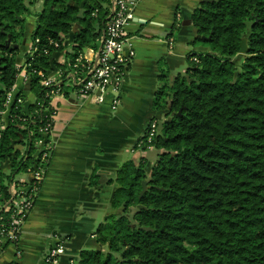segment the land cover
Masks as SVG:
<instances>
[{
  "label": "trees",
  "instance_id": "trees-1",
  "mask_svg": "<svg viewBox=\"0 0 264 264\" xmlns=\"http://www.w3.org/2000/svg\"><path fill=\"white\" fill-rule=\"evenodd\" d=\"M37 1L0 0V111L17 75L22 69L28 74L3 128L0 113L2 203L15 174L34 161L39 128L51 122L49 88L37 72L57 67L58 86L67 94L75 57L84 48L100 50L109 19L102 5L109 0H42L40 11H31ZM28 15L36 18L37 50L19 66L15 44ZM189 21L195 31L188 44L205 48L189 51L186 69L171 79L161 70L152 100L158 118L151 119L161 127L150 142L147 127L137 140L144 141L142 150L158 153L153 163L144 156L125 161L108 180L115 184L110 206L116 211L98 224L95 248L80 250L77 264H264V0H200ZM179 27L174 23L171 35ZM68 35L72 52L58 64L53 54ZM242 38L246 54H239ZM75 70L87 75L86 68ZM26 91L33 102L25 101ZM143 180L147 189L139 197ZM88 184H99L96 173ZM5 215L0 212V222Z\"/></svg>",
  "mask_w": 264,
  "mask_h": 264
},
{
  "label": "crops",
  "instance_id": "crops-1",
  "mask_svg": "<svg viewBox=\"0 0 264 264\" xmlns=\"http://www.w3.org/2000/svg\"><path fill=\"white\" fill-rule=\"evenodd\" d=\"M199 1L139 0L136 3L126 26L134 56L128 62L118 88L119 100L115 109L111 108L110 95L101 103L92 95L79 97L76 87L86 74L75 69L68 71L64 83L67 94L51 100L56 111L49 135L52 151L47 168L17 243L0 248V264H42L47 248L55 241L54 235L67 238V249L59 264H68L71 258L77 260L86 245L95 248L93 233L87 240L77 229L80 218L92 217H79V214L91 211L96 200L100 201L97 204L99 209L103 207L105 215L109 214L115 184L108 180L136 152L147 159L143 150L134 146L153 116L158 117V113L152 110V100L162 83L161 70L169 68L171 79L177 70L176 64L185 59L189 51L186 45L193 39L195 31L189 14ZM102 5L108 6L107 3ZM30 8L40 11L42 0ZM35 21L33 15L25 17L23 39L21 44H15L18 48L16 64L19 66L33 44ZM174 23L180 26L177 39L171 35ZM78 28V24H74L73 31ZM71 52L72 38L68 35L63 41V49L53 54L54 62L65 63L68 60L66 53ZM97 53L98 50L92 48L82 50L89 60H95ZM58 71L53 66L46 75L57 78ZM22 85L17 79L15 90ZM24 97L27 102L35 100L29 91ZM2 120L5 121L6 116ZM7 170L8 167L3 171ZM92 173L98 175V185L88 184Z\"/></svg>",
  "mask_w": 264,
  "mask_h": 264
},
{
  "label": "built area",
  "instance_id": "built-area-1",
  "mask_svg": "<svg viewBox=\"0 0 264 264\" xmlns=\"http://www.w3.org/2000/svg\"><path fill=\"white\" fill-rule=\"evenodd\" d=\"M138 1L109 0V4H107L109 19L96 59H86L82 53L78 54L74 59L72 67L74 69L86 68L87 73L83 81L77 86L79 97L92 95L96 102L101 103L105 101L107 95H110L112 97L111 108H116L119 100L118 88L122 82L126 66L134 56L126 26L131 18V12ZM96 12L97 9L92 14L95 15ZM36 42H38V39H35ZM49 44L54 45V47L58 46V43L54 40H49ZM36 50L37 48L32 44L28 53L32 55ZM43 51L47 53V49H43ZM37 75L41 77L42 84L49 88L47 95L50 98L51 113L48 118L50 117L51 122L47 121L45 126L39 128L41 137L36 141V149L33 153L34 161L21 170L25 175V179L15 181V177H13L9 184L10 198L4 203L0 202V212L6 211L5 219L0 222V248L7 244L17 243L21 227L33 207L52 151V144L47 136L52 130V122L56 110L51 100L55 96L64 94L58 86L61 71L57 73V78L48 77L43 72H37ZM16 79H20L21 83L25 85L28 83V74L22 69ZM15 91L14 84L6 94L4 110L0 111L2 116H6V120H2L4 122H2V128L9 119L10 104L14 100ZM112 93L113 95H111ZM18 102H22V99H18ZM157 124L158 122L155 119L149 121L145 133L147 142H150L155 136ZM143 143V140L138 141L137 147L141 149ZM16 148L23 152V145L17 144ZM54 239V243L47 248L43 256L42 264H59L61 255L67 249V238L54 235ZM16 254L19 256L18 250ZM68 264H77V261L71 258L68 260Z\"/></svg>",
  "mask_w": 264,
  "mask_h": 264
},
{
  "label": "rangeland",
  "instance_id": "rangeland-1",
  "mask_svg": "<svg viewBox=\"0 0 264 264\" xmlns=\"http://www.w3.org/2000/svg\"><path fill=\"white\" fill-rule=\"evenodd\" d=\"M31 11H32V9H31ZM172 34H173L172 37L177 39V37L179 35V31L174 29V30H172ZM171 44H172V41H171ZM186 46H187L189 51L201 50V49L205 48L200 43H196V45L188 44ZM186 67H187V62L185 61V59L179 60L178 64H176V66H175V69H177L175 74L178 73V72L184 71L186 69ZM167 69L169 70V68H167ZM143 152H144L145 156H147V162L148 163H153V161H154V159L156 157V154L158 153V150H156L155 148L150 147V148H147L146 150H143ZM131 156H132V154L129 156V159L131 158ZM9 171H10V169L7 170L6 174H9L10 173ZM21 177H25V175H24V173L22 171H18L15 174V181L20 179ZM5 181H7V180H5ZM95 203H96L95 206L94 205L91 206V208H90L91 211H87V213L85 215L79 214V217L85 216L86 218L87 217L88 218L92 217L94 219V220H92V218H89V219L80 218L78 220L80 225H79V227L77 229H78V231H80V233L82 235L85 236V238H87V240H89L91 233H93L96 230V227L98 226V224L104 220V217H105V214H106V212H105L103 207H101L99 209V207L97 206V204L100 203V201L96 200ZM109 209H111L110 213L112 211H116V209H113L111 207H109ZM89 247L91 248V246L86 245V248H89Z\"/></svg>",
  "mask_w": 264,
  "mask_h": 264
},
{
  "label": "water",
  "instance_id": "water-1",
  "mask_svg": "<svg viewBox=\"0 0 264 264\" xmlns=\"http://www.w3.org/2000/svg\"><path fill=\"white\" fill-rule=\"evenodd\" d=\"M196 37H198V36H196ZM9 43L7 42L6 43V45H8ZM240 49H239V54H246V52H247V44H246V40H245V38H242V40L240 41ZM98 93V92H97ZM161 124H162V122L161 121H158V129H160V127H161ZM138 156H139V153L138 152H136L135 154H133V156H132V160L133 161H136L137 160V158H138ZM147 189V186H146V180H143L142 182H141V190H140V192H139V197L141 196V195H143V193L145 192V190Z\"/></svg>",
  "mask_w": 264,
  "mask_h": 264
}]
</instances>
